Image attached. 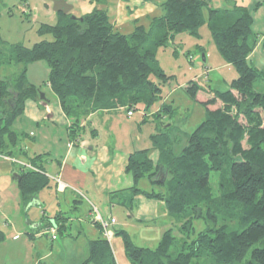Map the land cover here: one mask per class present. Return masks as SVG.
Instances as JSON below:
<instances>
[{"label": "trees", "instance_id": "16d2710c", "mask_svg": "<svg viewBox=\"0 0 264 264\" xmlns=\"http://www.w3.org/2000/svg\"><path fill=\"white\" fill-rule=\"evenodd\" d=\"M226 1L230 3L214 7L211 0H161L158 14L134 19L128 32L114 27L98 6L75 18L59 12L55 23L38 28L50 38L9 48L0 40V66L4 61L22 65L16 75L0 78V154L6 156L21 151L23 135L12 127L14 120L27 99H39L37 86L26 77L32 61H47L46 81L72 119L73 139L81 119L92 112H128L156 104L161 86L174 76L162 70L156 50L178 33L199 36L206 21L218 51L234 66L237 76L228 88L213 89L212 97L203 101L205 117L187 134L179 152L169 124L150 135V148L130 153L127 171L134 184L120 203L130 208L136 194L162 199L172 219L154 248L135 245L125 230L117 231L130 264H264V70L248 61L257 42L250 6L257 8L264 0L251 5ZM193 81L188 91L195 96L200 86ZM152 150L158 151L156 160L150 158ZM43 155L32 156L34 168L24 167L20 173L17 183L25 205L48 184ZM212 172L219 173L217 194L209 185ZM142 178L158 188L138 187ZM111 217L102 218L108 222ZM195 221H202L201 228L194 227ZM3 235L0 230V241ZM103 236L89 241L79 264H116L110 239Z\"/></svg>", "mask_w": 264, "mask_h": 264}, {"label": "crops", "instance_id": "0c3cea01", "mask_svg": "<svg viewBox=\"0 0 264 264\" xmlns=\"http://www.w3.org/2000/svg\"><path fill=\"white\" fill-rule=\"evenodd\" d=\"M160 1L103 0L96 6L107 11L109 20L114 27L122 32H128L132 29L134 19L158 14L160 12ZM236 1H248L251 5L256 0ZM210 3L214 7H222L225 4L228 5L230 1L211 0ZM89 6L91 7V4ZM58 17L59 12H55V20ZM263 43L264 41L257 40L248 56L250 61H252L251 55L254 56L264 52L260 48ZM261 59V63L264 64V55ZM252 62L250 63L262 69ZM117 111L120 112V109L90 113L84 119H81L76 132L77 136L73 139L71 138L72 119L64 113L56 97L51 104L50 100L27 99L22 114L18 116L19 126L15 128L23 135L18 146L21 151L17 152L16 156H11V159L1 157L6 155L0 154V214L5 218L9 215L8 210L13 208L14 213L12 215L13 217L16 216V219L22 199L17 183L19 179L14 174L20 176L21 171L24 169V166L21 167L22 162L30 164L32 156L44 154L41 164L48 177V184L40 189L36 197L31 199L24 207V212L30 206H37V209H39L37 213L34 210L32 216L25 219L24 225L26 226L28 238L34 242L40 239L36 236L42 234L41 231L52 225L51 219L55 223L54 229L64 231L70 239L78 240V244L71 250L67 249V243L62 242L61 246L55 243L57 247L59 246V249H57L59 251L56 254H60L62 249L64 250V253L61 254V264H79L87 255L89 241L102 237V228L95 221L96 211L94 207L102 217L113 216L115 218L116 221L111 226L115 235L117 231L135 225L132 221L131 210H127V206L120 202L124 196H130V192L126 189L134 184L132 174L127 171L129 155L135 150H140V148L128 146L124 147L126 149L123 150L111 149V143H116V140L121 136V132L116 135L112 132L113 125L119 126ZM165 126L169 125L160 123L153 126V129L156 131L160 127L161 131H164ZM103 131L105 133L102 134ZM155 131H151L150 135ZM168 132L177 138V132H174L172 127ZM48 138H52L54 144L62 143L61 148L52 150L47 143ZM154 157L150 155L153 160H156L158 155ZM51 174L52 177H50ZM57 175H59L60 182L55 179ZM140 180L137 182L138 187L141 185ZM145 183V186H149L150 190H156L151 188L156 185L152 184L147 178ZM73 188L81 189L83 195L77 194ZM126 202L129 204L130 201L127 200ZM118 205H124L129 212H127V216L131 217L119 221L116 217L118 211L115 207ZM132 206L137 209V214L134 217L137 222L158 221L161 232H164L171 225L172 219L169 217L162 199L136 194L133 196ZM13 236L18 235L14 234ZM45 237L47 238L48 235L46 234ZM51 248H54L53 245ZM54 253L55 251L52 252V254ZM49 255V253L44 254L45 257Z\"/></svg>", "mask_w": 264, "mask_h": 264}, {"label": "rangeland", "instance_id": "374dc122", "mask_svg": "<svg viewBox=\"0 0 264 264\" xmlns=\"http://www.w3.org/2000/svg\"><path fill=\"white\" fill-rule=\"evenodd\" d=\"M67 2L73 5V9L70 12L76 16H81L83 13L91 11V8L98 4L90 0H67ZM249 3L248 1L246 2V4L250 5ZM89 4H91V7ZM250 7L252 30L256 33L258 41H264V5L257 8ZM54 14L51 0H0V40L4 41V48H9L16 43L31 46L34 42L41 39L50 38L49 34H40L38 28L41 23H55ZM260 48L264 50V43L260 45ZM262 55H264V52L254 56L251 55L253 62L250 59L248 60L264 69V64L261 63ZM156 58L162 70L174 76L161 86V96L156 104L146 109L144 106L130 109L131 114H128L126 108H121L120 112L117 111V123L119 126L113 125L112 132L114 135L121 132V136L116 140V143H111V149L123 150L126 149L124 147L128 146L139 147L140 149L150 148L152 145L150 133L155 131L153 126L157 125V121H160L166 125L171 124L170 127L173 128L174 132H177L178 140L174 148L176 152H179L182 145L186 142L187 134L193 131L205 117L206 106L203 104L204 99L212 97L213 89L225 90L228 88L229 82L237 76L234 66L228 63L218 51L206 21L199 27V36L184 32L178 33L174 41H169L166 46L157 48ZM21 68V64L4 61L0 66V78L14 76L20 72ZM48 72L49 67L45 59H38L27 64L26 77L37 86L40 92L46 95V99L50 100L51 104L54 102L56 95L46 81ZM193 80L197 81L196 83L200 86L195 96L188 91V85ZM263 86L264 82H261L260 87L262 90ZM158 111H162V115L153 116ZM18 118L12 124L14 129L19 126ZM142 118H146L147 121L143 122ZM167 127L165 126L164 129ZM170 135L174 137L172 133ZM101 137L107 140L105 137ZM47 143L52 150L61 148L62 144H54L52 138H48ZM150 155L152 157L157 156L158 152L152 150ZM1 157L11 159V156ZM23 164L25 162H22V168ZM31 167L34 168L32 165ZM50 177H52V174ZM56 177L58 178L59 175ZM60 181L59 178L58 182ZM145 182L146 178H142L140 187L150 190L149 186H145ZM218 182L219 173L212 172L209 178V185L213 194L219 192ZM151 188L157 189V186H152ZM73 189L77 194L83 195L81 189ZM24 207L26 205L21 203L17 219L15 218L16 216L13 217L12 215L14 213L13 208L8 210L9 215L5 218L0 214V230L4 233L0 241V264H61V254L64 253V250L62 249V253L56 254L59 251L57 250L59 249L58 247L64 242V244L67 243V249L71 250L78 244V240L68 238L66 233L61 230L54 229L52 232L49 228L54 227L55 223L53 220L50 227H46V230L40 232L42 234L36 236L40 238L38 241H31L28 238L24 222L25 219L32 216L31 214H33L34 210L37 213L39 209H37V206H30L24 212ZM115 207L118 211L116 217L119 221L131 217L127 216V210H131L132 221H134L135 225L127 226L124 230L135 245L156 247L163 234V231H160L161 228H159L158 221L137 222L134 219L137 214L136 207L132 206L134 207L133 209L132 207H126L127 210L124 205ZM94 210L99 213L95 207ZM201 225L202 221L194 222L195 228H201ZM111 231L109 242L116 264H130L124 252L122 234L115 235L112 229ZM14 234L19 237L13 236ZM46 234L48 235L47 238L45 237ZM52 234L55 235L56 240H51ZM51 243L54 248H51ZM55 243L59 246L57 247ZM53 251H55L54 254H52ZM45 253L50 255L45 257Z\"/></svg>", "mask_w": 264, "mask_h": 264}, {"label": "water", "instance_id": "95a60500", "mask_svg": "<svg viewBox=\"0 0 264 264\" xmlns=\"http://www.w3.org/2000/svg\"><path fill=\"white\" fill-rule=\"evenodd\" d=\"M51 2H52V10L54 12H60V13L66 14V13H69L73 8V5L69 4L67 0H51ZM71 17L75 18L76 15H71ZM38 94L41 100H45V101L48 100L46 99L45 94L43 92H40L38 90ZM14 175L17 177V179H19L18 174H14ZM52 221L53 220L51 219L50 222L52 223Z\"/></svg>", "mask_w": 264, "mask_h": 264}, {"label": "built area", "instance_id": "2783aa9c", "mask_svg": "<svg viewBox=\"0 0 264 264\" xmlns=\"http://www.w3.org/2000/svg\"><path fill=\"white\" fill-rule=\"evenodd\" d=\"M130 113H131V111H128V114H130ZM23 166H24V167H28V168H32L30 164H26V163L23 164ZM56 180L59 181V177H58V178L56 177ZM76 190H77V189H76ZM95 219L99 221L100 226H101V228L103 229L105 236L109 239L110 236H111V231H110V229L108 228V226H109L110 223H114V222H115V218L111 217V218H110V221L107 222V221H105V220L101 217L100 213H98V212L96 211ZM109 222H110V223H109ZM49 229H50L52 232L54 231V228H49ZM51 238L54 239V238H55V235L52 234V235H51Z\"/></svg>", "mask_w": 264, "mask_h": 264}]
</instances>
